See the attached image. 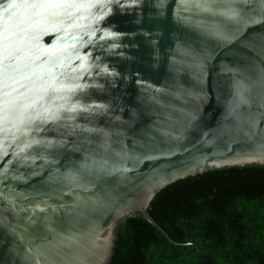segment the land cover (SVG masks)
<instances>
[{
  "label": "water",
  "instance_id": "obj_1",
  "mask_svg": "<svg viewBox=\"0 0 264 264\" xmlns=\"http://www.w3.org/2000/svg\"><path fill=\"white\" fill-rule=\"evenodd\" d=\"M262 165L264 0H0V264H108L130 216L170 240L162 189Z\"/></svg>",
  "mask_w": 264,
  "mask_h": 264
},
{
  "label": "trees",
  "instance_id": "obj_2",
  "mask_svg": "<svg viewBox=\"0 0 264 264\" xmlns=\"http://www.w3.org/2000/svg\"><path fill=\"white\" fill-rule=\"evenodd\" d=\"M117 227L108 264H264V165L177 181Z\"/></svg>",
  "mask_w": 264,
  "mask_h": 264
}]
</instances>
